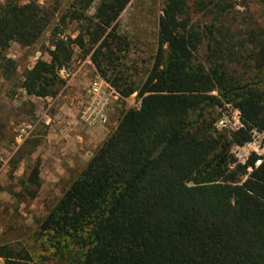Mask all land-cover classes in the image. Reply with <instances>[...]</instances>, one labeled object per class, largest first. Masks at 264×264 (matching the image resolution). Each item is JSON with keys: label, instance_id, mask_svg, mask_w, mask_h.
<instances>
[{"label": "trees", "instance_id": "trees-1", "mask_svg": "<svg viewBox=\"0 0 264 264\" xmlns=\"http://www.w3.org/2000/svg\"><path fill=\"white\" fill-rule=\"evenodd\" d=\"M132 1L75 0L79 14L99 3L90 41L98 74L122 98L137 95L141 107L123 112L42 232L53 237L64 264H264V159L255 168L257 157L239 165L232 154L254 131L264 133V29L223 31L219 24L236 4L198 0L201 11L215 15L202 30L192 24L186 0H166L154 65L137 85L115 64L113 51L118 20ZM58 11L0 5V82L18 69L6 56L11 46H35ZM62 26L53 31L51 60L24 74L21 88L29 98L57 97L65 85L59 72L69 70L73 46L84 45L81 36L61 38ZM226 105L242 114L238 132L214 127L213 112ZM26 188L35 200L39 164ZM0 259L32 264L7 245L0 246Z\"/></svg>", "mask_w": 264, "mask_h": 264}, {"label": "rangeland", "instance_id": "rangeland-1", "mask_svg": "<svg viewBox=\"0 0 264 264\" xmlns=\"http://www.w3.org/2000/svg\"><path fill=\"white\" fill-rule=\"evenodd\" d=\"M9 1L22 6L36 3L42 7H56L59 11L35 46L23 48L13 44L6 53L9 59L17 62L18 69L11 81L0 82V246L7 245L28 254L32 264H64L55 240L42 232L41 225L116 129L123 112L133 109L139 100L134 96L126 103L113 105L109 112L110 125L104 128L106 139L96 135L95 131L101 127L85 126L80 121V112L98 73L92 63L97 48L93 49L90 41L96 32L93 17L99 3L79 14L75 0H0V5ZM186 1L192 24L202 30L210 26L215 15L201 11L198 0ZM230 3H235L236 7L226 21L219 24L221 30L239 33L242 29H264V0L262 3L231 0ZM165 5L166 0H133L118 20L114 62L137 85L146 80L154 65L159 22ZM58 26L64 30L61 38L76 40L81 36L84 45L73 46L74 58L69 68L72 78L62 79L65 85L57 97L37 101L26 95L21 84L25 72L39 60H51L52 35ZM207 54L204 46L201 60H205ZM80 70L86 72L85 76ZM221 111L213 112L211 119L216 121L215 125L222 117ZM37 164L41 188L35 200H30L26 182Z\"/></svg>", "mask_w": 264, "mask_h": 264}, {"label": "built area", "instance_id": "built-area-1", "mask_svg": "<svg viewBox=\"0 0 264 264\" xmlns=\"http://www.w3.org/2000/svg\"><path fill=\"white\" fill-rule=\"evenodd\" d=\"M59 76L65 81L72 78L69 70L66 69L61 70ZM134 96L137 97V95ZM127 100L122 98L117 90L97 73L89 87L88 99L82 106L80 121L89 128H106L110 125L109 112L112 106L117 103H126ZM140 107L141 101H138L133 109L139 110ZM221 112L222 117L215 125L217 131L230 134L244 128L242 114L238 109L226 105ZM232 154L239 165H246L253 156L257 157L255 168H259L264 159V133L254 131L252 141L242 147H234ZM252 171L253 169L250 168L249 173Z\"/></svg>", "mask_w": 264, "mask_h": 264}, {"label": "crops", "instance_id": "crops-1", "mask_svg": "<svg viewBox=\"0 0 264 264\" xmlns=\"http://www.w3.org/2000/svg\"><path fill=\"white\" fill-rule=\"evenodd\" d=\"M79 73H80L82 76H85V74H86V72H82L81 70H80ZM35 100L40 101V100H42V99L35 98ZM95 132H96V135H98V136H102L104 140L106 139L105 129H104V128L101 127V128H99L98 131H95ZM95 132H94V133H95ZM94 133H93V134H94ZM104 140H103V141H104ZM0 264H5V262H4L3 259H0Z\"/></svg>", "mask_w": 264, "mask_h": 264}]
</instances>
